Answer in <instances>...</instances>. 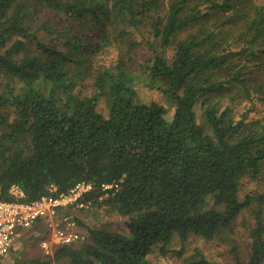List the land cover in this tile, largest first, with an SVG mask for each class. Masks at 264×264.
Wrapping results in <instances>:
<instances>
[{
	"label": "trees",
	"instance_id": "trees-1",
	"mask_svg": "<svg viewBox=\"0 0 264 264\" xmlns=\"http://www.w3.org/2000/svg\"><path fill=\"white\" fill-rule=\"evenodd\" d=\"M227 11L224 23L243 18L239 50H218V24L201 25ZM55 16L65 20L59 30ZM72 24L96 34L110 26L112 39L145 31L152 55L136 74L129 51L90 73L94 61L80 32L69 35ZM257 50L264 52V5L253 0H0V199H12L11 184L31 201L84 181L91 188L80 201L125 218V231L87 227L85 241L54 246L46 263L157 264L148 257L153 246L166 252L175 235L224 239L247 209L246 259L235 245L231 253L235 264L264 263V192L239 193L244 178L264 182V119H250L248 109L236 118L222 102L264 101V83H247ZM89 76L93 90L76 89ZM137 80L161 91L171 119L140 99ZM26 231L38 242L46 236L38 225ZM188 264L222 263L196 247Z\"/></svg>",
	"mask_w": 264,
	"mask_h": 264
},
{
	"label": "rangeland",
	"instance_id": "rangeland-1",
	"mask_svg": "<svg viewBox=\"0 0 264 264\" xmlns=\"http://www.w3.org/2000/svg\"><path fill=\"white\" fill-rule=\"evenodd\" d=\"M257 4L264 5V0H253ZM231 11L216 13L214 16L207 18L206 21H202L201 25L205 22L209 25L218 24V29L220 31L219 37H215L214 44L218 50H222L225 47L230 45V49L239 50L242 48V33L243 30V18L235 16L233 21L227 20V23H224L223 20L230 15ZM55 16L54 18H56ZM48 19H50L48 17ZM56 29H60L65 25V20L63 17L59 16L54 21ZM86 23H92L91 17L89 16L86 20ZM84 26V25H83ZM82 26L80 29L77 25L72 24L69 28V35L72 36L77 32H80V36L83 37V42L85 43L84 48L88 49L90 60L94 61L93 68L89 71L92 73L96 70L97 67L102 65H111L114 63V60L117 57L119 52L125 53L129 51L133 63H128V68H131L134 74L139 72V69L136 64L144 61L152 55V51L147 46V40H151L152 36L145 31H138L128 29L126 34H120L119 38L112 39L113 31L110 26H106V30H102L100 33L96 34L92 29H89L88 26ZM198 24H193L187 30H184L180 33L179 37L182 38L186 36L189 32H193L198 27ZM121 28L124 29V25H121ZM131 41L138 42L134 45L129 44ZM100 43L101 47L98 49L93 44ZM259 46V45H258ZM30 50L33 51L34 45L29 46ZM96 52V53H95ZM244 53L238 56L239 61L242 62ZM89 60V61H90ZM249 72L250 81L247 83L251 84L259 80L264 83V52L257 50L253 56L249 57ZM258 78V79H257ZM82 89V92L90 93L92 88V78L91 76L87 77L76 89ZM136 90L140 99L144 102L155 101L161 104L165 110L164 117L169 120L172 117L174 107H172L164 95L158 88H149L145 86L139 80L136 81ZM242 99V98H241ZM235 100V104L231 101L229 102L228 98L224 95L222 96V102L230 103L234 106L235 117L237 118L239 114L245 110H249L250 119L260 118L264 119V101H257L256 98L253 100ZM255 102L256 104H252ZM99 106L106 111V106L103 100L99 102ZM197 112L199 113V107H196ZM199 117V114H198ZM264 192V182L257 180H250L244 178L241 181L240 186V196H244L246 193H263ZM71 213L81 221L82 230L87 234V227L91 228H108L117 231H125V218L117 216L113 213H110L105 210L103 207L88 206L83 208H71ZM253 224V218L250 214V209L245 210L238 217L236 221L235 228L226 238L220 239V237L215 236L211 239H205L201 236L194 234H189L188 238L181 242L179 238L175 235L172 238L171 243L169 244L168 251L163 252L160 250V246L156 245L152 247V250L149 252L148 257L157 264H188L190 255L194 248H199L205 254V256L211 260L219 261L222 264H235L234 256L231 253L232 245L237 246V251L239 257L244 260L246 259L250 236L249 230ZM27 233L24 231L21 235L15 237L9 253L4 258V261L0 264H21L24 260H40L41 264H71L67 259L60 261H50L46 263L48 258L47 255L41 250L38 239L33 237L32 232ZM31 236V237H30ZM175 250H182L180 254L175 253ZM99 264V263H95ZM264 264V263H263Z\"/></svg>",
	"mask_w": 264,
	"mask_h": 264
},
{
	"label": "built area",
	"instance_id": "built-area-1",
	"mask_svg": "<svg viewBox=\"0 0 264 264\" xmlns=\"http://www.w3.org/2000/svg\"><path fill=\"white\" fill-rule=\"evenodd\" d=\"M90 188V183L81 181L66 192L25 201L23 190L11 184L8 193L12 199H0V262L9 253L15 237L35 225L45 231L46 236L38 242L45 255L51 254L54 246L85 241L88 236L70 209L89 206L80 197ZM50 190L54 191L55 186Z\"/></svg>",
	"mask_w": 264,
	"mask_h": 264
}]
</instances>
